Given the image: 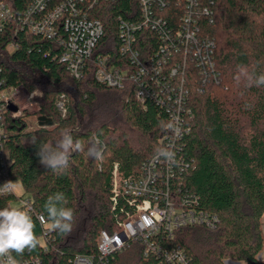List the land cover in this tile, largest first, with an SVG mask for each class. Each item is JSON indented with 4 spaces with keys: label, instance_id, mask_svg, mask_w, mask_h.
<instances>
[{
    "label": "trees",
    "instance_id": "1",
    "mask_svg": "<svg viewBox=\"0 0 264 264\" xmlns=\"http://www.w3.org/2000/svg\"><path fill=\"white\" fill-rule=\"evenodd\" d=\"M3 1L20 16L27 7V0ZM137 5V0H118L97 7L94 16L105 28L102 43L114 42L107 52L118 47L117 17L134 19ZM213 11V24L206 20L203 27L204 35L216 42L220 83L200 90L196 73L191 80L194 117L184 148L195 168L184 176L183 184L200 197L202 210L219 217L220 224L214 231L180 229L174 244L185 249L188 264H225L226 260L264 264L258 259L264 251V86L248 79L264 74V0H214ZM10 46L15 49L9 50ZM61 51L54 40L15 23L0 34L1 76L7 87L40 89L38 115L53 121L52 126L31 127L24 114L9 118L6 149L11 176L21 182L45 218L43 206L57 192L65 195L66 207L74 211L71 233L53 231L50 251H44L40 241L31 252L13 253L19 261L38 256L42 264H70L77 254L97 255L100 233L115 230L110 206L114 166L118 165L122 178L135 174L163 148L160 139L167 133L168 119L159 107L144 108L128 89L97 83L93 67L83 79H74L60 62ZM28 74L44 82H34ZM64 129L81 141L84 150L73 152L68 167L54 172L39 162L36 153L41 143L54 146ZM93 136L101 141V159L87 155ZM34 222L40 239L41 227ZM111 264L151 263L143 246L133 243Z\"/></svg>",
    "mask_w": 264,
    "mask_h": 264
},
{
    "label": "built area",
    "instance_id": "2",
    "mask_svg": "<svg viewBox=\"0 0 264 264\" xmlns=\"http://www.w3.org/2000/svg\"><path fill=\"white\" fill-rule=\"evenodd\" d=\"M117 1L27 0L20 16L0 0V34L15 23L54 40L62 50L60 62L71 77L81 80L93 67L97 83L128 89L144 108L153 104L168 119L167 133L160 143L174 156L167 159L156 153L135 174L125 178L120 177L118 165L114 166L110 206L115 230L100 233L97 255L77 254L69 260L70 264H111L133 243L143 246L144 256L151 264H188L185 249L174 244L176 232L188 227L214 231L220 224L219 217L202 210L200 197L183 184L184 176L195 168L187 161L184 148L191 132L189 121L194 117L190 107L191 80L196 73L200 90L208 84L220 83L216 42L204 35L203 27L206 20L213 24L214 0H137L139 10L138 15L132 12L134 19L117 17L118 47L107 52L114 42L102 43L104 24L94 15L99 5ZM14 49L15 46L9 47ZM1 72L0 68V185H3L13 181L6 149L7 123L10 117L22 114L19 108L11 112L10 105L22 92L30 99L31 92L24 87H7ZM58 106L63 110L62 102ZM170 124L179 131L170 128ZM5 206L30 211L41 227L44 251L52 249L53 230L41 218L44 216L37 212L29 194H0V208ZM20 264H42V261L35 256ZM225 264L241 263L226 260Z\"/></svg>",
    "mask_w": 264,
    "mask_h": 264
},
{
    "label": "clouds",
    "instance_id": "3",
    "mask_svg": "<svg viewBox=\"0 0 264 264\" xmlns=\"http://www.w3.org/2000/svg\"><path fill=\"white\" fill-rule=\"evenodd\" d=\"M242 74L247 76L246 71ZM250 83L255 86H264V74H261L254 79L248 77ZM43 93L34 88L30 93V99L36 96H41ZM174 128V125H169ZM179 131L178 128H174ZM36 136H32L31 142L36 143ZM101 141L98 137L93 136L90 145L87 149V155L95 159L102 158ZM84 145L80 140H74L71 131L64 129L60 133V139L53 146L51 143H41L36 155L39 157V162L46 168L54 172H62L68 167L69 158L73 152L83 151ZM158 156H163L171 159L174 153L167 148L157 150ZM20 187L19 181H7L0 185V194L15 193ZM67 198L62 192H57L49 196L44 204V211L47 217H41L49 221V227L53 231L61 234H69L73 229L74 211L72 208L66 207ZM35 222L30 211L20 207L5 206L0 208V264H20V261L15 258L22 256L25 251H33L40 245V239L35 232Z\"/></svg>",
    "mask_w": 264,
    "mask_h": 264
},
{
    "label": "rangeland",
    "instance_id": "4",
    "mask_svg": "<svg viewBox=\"0 0 264 264\" xmlns=\"http://www.w3.org/2000/svg\"><path fill=\"white\" fill-rule=\"evenodd\" d=\"M29 77H31L33 79L34 82H41L43 83L44 81L41 80V78H37L36 76H32L31 74H28ZM40 90V89H39ZM41 91V90H40ZM32 92V91H29ZM42 92V91H41ZM41 96H36L33 99H29L28 96L25 95V92L20 93L19 95H17V97L14 98V105H16L22 112V114H24L26 117H28V123L31 127H33V124H38V112H39V103H38V99H40ZM16 181V180H13ZM18 181V180H17ZM20 183V187L16 190V195L17 196H23L26 194L21 182ZM262 225H263V232H264V217L262 218ZM259 259L261 261L264 260V251L261 255H259Z\"/></svg>",
    "mask_w": 264,
    "mask_h": 264
},
{
    "label": "water",
    "instance_id": "5",
    "mask_svg": "<svg viewBox=\"0 0 264 264\" xmlns=\"http://www.w3.org/2000/svg\"><path fill=\"white\" fill-rule=\"evenodd\" d=\"M19 109L16 105L14 104H11L10 105V111L11 112H17ZM38 124L40 126H43V127H47V126H52L53 125V121L50 120V119H47L46 117H38Z\"/></svg>",
    "mask_w": 264,
    "mask_h": 264
}]
</instances>
